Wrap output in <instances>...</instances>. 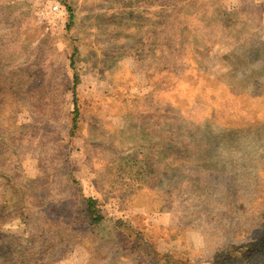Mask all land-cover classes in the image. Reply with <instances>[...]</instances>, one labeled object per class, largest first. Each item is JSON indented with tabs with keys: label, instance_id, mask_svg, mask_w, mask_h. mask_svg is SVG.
I'll use <instances>...</instances> for the list:
<instances>
[{
	"label": "rangeland",
	"instance_id": "obj_1",
	"mask_svg": "<svg viewBox=\"0 0 264 264\" xmlns=\"http://www.w3.org/2000/svg\"><path fill=\"white\" fill-rule=\"evenodd\" d=\"M60 1L0 0V264H264V0Z\"/></svg>",
	"mask_w": 264,
	"mask_h": 264
},
{
	"label": "trees",
	"instance_id": "obj_2",
	"mask_svg": "<svg viewBox=\"0 0 264 264\" xmlns=\"http://www.w3.org/2000/svg\"><path fill=\"white\" fill-rule=\"evenodd\" d=\"M60 2L63 3L62 0ZM77 81H78V78L76 76H74V86H76ZM73 96H74V94H73ZM73 113H74V118L72 119V125H73L72 130H74V128H75L74 124H75V120L77 118V109L76 108L74 109ZM86 203H87V213H88L89 217L91 218V219H89L90 224H93V225L100 224L103 221V218L100 215V213L94 209V206H93L94 201L92 199L88 198Z\"/></svg>",
	"mask_w": 264,
	"mask_h": 264
},
{
	"label": "built area",
	"instance_id": "obj_3",
	"mask_svg": "<svg viewBox=\"0 0 264 264\" xmlns=\"http://www.w3.org/2000/svg\"><path fill=\"white\" fill-rule=\"evenodd\" d=\"M60 10V6L57 2H52L50 5V11L52 13H57Z\"/></svg>",
	"mask_w": 264,
	"mask_h": 264
}]
</instances>
